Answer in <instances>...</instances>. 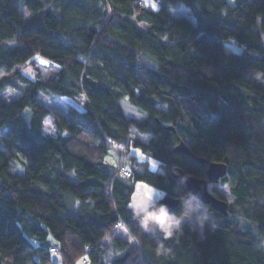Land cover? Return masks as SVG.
<instances>
[{"label":"trees","instance_id":"16d2710c","mask_svg":"<svg viewBox=\"0 0 264 264\" xmlns=\"http://www.w3.org/2000/svg\"><path fill=\"white\" fill-rule=\"evenodd\" d=\"M153 1L0 0V69L14 70L0 94L17 89L0 97V264H51V240L62 264H104L110 250V264H264L238 219L264 238V0ZM180 5L193 18L171 14ZM34 54L57 64L47 80L21 74ZM40 92L65 98L66 112ZM180 141L191 155L173 151ZM114 148L130 175L107 157ZM210 161L226 163L230 199L211 185L228 214L206 218L202 238L160 217L156 200L130 205L142 179L178 198L181 215L192 195L174 170L205 177ZM120 222L130 237L115 235Z\"/></svg>","mask_w":264,"mask_h":264},{"label":"rangeland","instance_id":"374dc122","mask_svg":"<svg viewBox=\"0 0 264 264\" xmlns=\"http://www.w3.org/2000/svg\"><path fill=\"white\" fill-rule=\"evenodd\" d=\"M146 3H152L153 5H156L153 0H144ZM171 14L173 15H187L191 18H193V15L190 11V9L187 6L180 5L179 7L176 8H171L170 9ZM263 38V44H264V36L262 35ZM229 44L232 46L234 50H241V47L235 44V42L230 41ZM35 62L33 64L28 63V64H20L18 65L20 67V72L24 76L28 77L29 79H43L47 80L49 77L54 75L55 71H57L58 66L56 63L52 62L50 59L43 57L39 54H34L31 57ZM14 70H11L9 72L1 70L0 69V77L4 75H10ZM16 91L17 89H8L6 92H3L0 94V97L5 99V100H10L16 96ZM40 95H42L41 99L42 102H44L47 106L50 108H56L61 112H66L67 110V104H66V99L65 98H56V99H51L49 100V97L46 93L40 92ZM78 99L81 102L85 101V98L83 95L78 96ZM123 109L126 115L128 116H138L137 111L138 109L134 106H132L129 102L123 101ZM137 110V111H135ZM54 113L50 112L44 119V132L48 134H54L56 127H55V121H54ZM139 131L137 128L133 125L130 129V136L133 138L134 136L138 135ZM143 137L146 138L147 134H143ZM123 148V147H119ZM116 148L110 150L108 153L107 157L109 159H115V155L117 156L116 161H118V155H120L119 151H115ZM130 152L135 153L139 155L141 159H146L149 161V167L152 170L157 169V162L148 154H142L139 151L138 146H130ZM123 161V160H122ZM134 184V192L131 197L130 205L133 208L136 209H142L145 206L149 205L152 203L154 200H158L160 197H162V190L158 188L157 186L142 180V179H134L133 181ZM211 185H208V189L211 190ZM218 186V189L223 192L225 197L229 200L230 196L227 190L226 186L220 185L219 183H216ZM165 219L172 225V226H179L181 224H188L192 229L196 230L198 233V237L202 238L204 236V220L206 218L211 219L213 222H218L220 220V215L218 212L209 206H207L205 203H203L201 200L198 198L192 196L188 199L187 205L182 212L181 215H177L175 212H165L164 214ZM182 218V219H181ZM176 219H181L180 224H175L173 223L172 220ZM239 221L242 223V225L245 228L250 229L253 234L254 238L257 242L264 244V238H262L256 231L254 224L251 220H248L246 218H240L238 217ZM115 235H120L122 237H130L129 232L126 230V228L123 225H118L116 227V232ZM110 240L108 241V243ZM53 243V245H52ZM50 257H51V264H62L61 256L60 253L55 250V241L52 242L51 240V250H50ZM113 258V255L111 253V250L108 252L106 258L104 259V264H110L109 260ZM72 264H92L89 256L88 255H82L78 257Z\"/></svg>","mask_w":264,"mask_h":264},{"label":"water","instance_id":"95a60500","mask_svg":"<svg viewBox=\"0 0 264 264\" xmlns=\"http://www.w3.org/2000/svg\"><path fill=\"white\" fill-rule=\"evenodd\" d=\"M173 151L183 154L191 155L192 152L187 147V145L180 141L173 147ZM200 162H205L204 158L197 157ZM227 172V165L222 161H210L206 167L205 177H196L189 175L184 172L181 168H177L173 172V176L176 181L186 187L189 193L201 200L210 208L216 210L217 212L227 215V201L213 194L208 189V184H216L220 181ZM180 200L178 198L172 197L170 195H163L156 201L157 208L160 210L161 206L166 207V212L173 211L179 204Z\"/></svg>","mask_w":264,"mask_h":264},{"label":"built area","instance_id":"2783aa9c","mask_svg":"<svg viewBox=\"0 0 264 264\" xmlns=\"http://www.w3.org/2000/svg\"><path fill=\"white\" fill-rule=\"evenodd\" d=\"M117 170L118 172H121L122 174L128 176L130 175V171L126 168V166L123 164L122 157L118 155V161H117ZM120 225H123L122 222L119 223ZM118 224V225H119Z\"/></svg>","mask_w":264,"mask_h":264},{"label":"clouds","instance_id":"9594fccd","mask_svg":"<svg viewBox=\"0 0 264 264\" xmlns=\"http://www.w3.org/2000/svg\"><path fill=\"white\" fill-rule=\"evenodd\" d=\"M161 210H162V212L165 214V212H166V207L161 206V207H160V212H161ZM181 219H182V218H181ZM181 219H176V220H172V221H173V223H175V224H180V223H181Z\"/></svg>","mask_w":264,"mask_h":264},{"label":"snow or ice","instance_id":"6c2138e0","mask_svg":"<svg viewBox=\"0 0 264 264\" xmlns=\"http://www.w3.org/2000/svg\"><path fill=\"white\" fill-rule=\"evenodd\" d=\"M159 216L164 218V213L162 212V210H161ZM150 218H152V217H149V218H147V219H150ZM154 218L156 219L157 217L155 216ZM147 219H146V221H147Z\"/></svg>","mask_w":264,"mask_h":264},{"label":"flooded vegetation","instance_id":"af4514ba","mask_svg":"<svg viewBox=\"0 0 264 264\" xmlns=\"http://www.w3.org/2000/svg\"><path fill=\"white\" fill-rule=\"evenodd\" d=\"M209 185V184H208Z\"/></svg>","mask_w":264,"mask_h":264}]
</instances>
